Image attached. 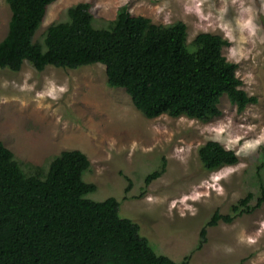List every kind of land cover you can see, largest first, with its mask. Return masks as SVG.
<instances>
[{"label": "rangeland", "instance_id": "374dc122", "mask_svg": "<svg viewBox=\"0 0 264 264\" xmlns=\"http://www.w3.org/2000/svg\"><path fill=\"white\" fill-rule=\"evenodd\" d=\"M78 3L90 5L96 28L107 27L125 6L156 25L183 22L187 43L200 33L222 36L229 42L223 55L238 66L241 89L257 103L238 113L224 96L221 115L206 123L168 115L147 119L124 90L107 87L101 64L39 72L24 62L18 72L0 68V140L28 173L46 169L63 151L83 152L91 164L83 179L97 187L86 197L118 199L120 216L139 226L157 254L175 262L189 256L190 264H264V204L208 228L196 249L211 215L229 213L249 192L257 195L258 172L264 179V0H57L33 41L41 42ZM10 17L0 0V41ZM208 141L233 150L238 162L205 171L198 148ZM162 158L165 173L145 186L144 177Z\"/></svg>", "mask_w": 264, "mask_h": 264}, {"label": "trees", "instance_id": "16d2710c", "mask_svg": "<svg viewBox=\"0 0 264 264\" xmlns=\"http://www.w3.org/2000/svg\"><path fill=\"white\" fill-rule=\"evenodd\" d=\"M57 0H6L11 17L0 41V68L18 72L24 62L37 71L47 66L77 69L101 64L106 85L122 89L147 119L161 115L209 122L221 115L226 96L237 112L256 104L236 76L238 66L226 59L227 39L198 34L187 43L183 22L156 25L123 6L105 28L93 26L88 3L67 9V20L50 25L41 42L33 37L47 8ZM203 169L214 172L238 162L233 150L216 141L198 148ZM22 169L0 140V264H190L157 254L139 226L120 216V201H96V191L83 176L91 164L80 150L63 151L46 169ZM166 171L159 167L144 177L148 186ZM129 181V178L123 176ZM257 195L249 192L230 206L216 210L199 231L196 249L206 241L207 229L219 222L253 214L264 204V179L257 174ZM130 186L125 188L129 192Z\"/></svg>", "mask_w": 264, "mask_h": 264}]
</instances>
